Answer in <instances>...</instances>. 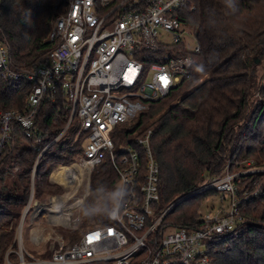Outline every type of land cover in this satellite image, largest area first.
Here are the masks:
<instances>
[{
    "label": "built area",
    "instance_id": "built-area-1",
    "mask_svg": "<svg viewBox=\"0 0 264 264\" xmlns=\"http://www.w3.org/2000/svg\"><path fill=\"white\" fill-rule=\"evenodd\" d=\"M188 6L194 8L190 0H66L49 33L54 47L44 62L32 67L15 65L9 45L0 36V78L28 84L22 107L0 110V170L18 138L33 133L43 101L61 99L69 110L67 123L55 139L75 122L77 136L86 133L83 151L76 160L58 164H82L83 178L73 174L69 181L52 178L68 192L49 193L44 200L35 195V175L38 158L49 143L41 149L32 166L30 192L18 216L14 243L0 264H214L209 251L212 242L226 232H237L242 219L234 175L211 178L198 188L212 187L230 195L226 212L201 213L197 226L165 231L160 225L174 203L152 217L153 204L160 198V165L151 143L153 128L131 134L125 138L127 145L121 147L114 137L122 123L169 95L190 76L191 53L198 52L199 45L197 42L188 50L183 40L187 33L195 36L181 14ZM166 37L171 41H164ZM181 44L187 55L173 51ZM107 159L118 174V195L108 212L109 221L86 228L78 239L65 244L62 233L55 227L47 229L43 221L51 220V208L82 196L72 212L77 224L56 222L79 227L91 175ZM82 184L84 191L77 195ZM61 195L67 196L64 202ZM51 230L59 246L50 244V256L46 257L38 247L51 237ZM25 239L37 247L38 256L26 246Z\"/></svg>",
    "mask_w": 264,
    "mask_h": 264
},
{
    "label": "trees",
    "instance_id": "trees-1",
    "mask_svg": "<svg viewBox=\"0 0 264 264\" xmlns=\"http://www.w3.org/2000/svg\"><path fill=\"white\" fill-rule=\"evenodd\" d=\"M65 4L66 0H0V36L9 45L15 65L32 67L46 60L54 47L49 40L51 27ZM190 4L194 8L188 6L181 13L199 45V51L191 53L190 76L114 132L118 144L145 127L153 128L151 143L160 165V198L153 204L152 217L174 203L160 225L165 231L199 224L200 202L215 188H198L225 173L229 160L246 155L264 157V79L251 72L256 57L264 59V0H235L234 6L232 0H190ZM173 51L188 54L183 44ZM27 91L24 81L9 83L0 78V110L22 107ZM68 115L61 99L43 101L33 133L18 138L23 144H14L0 170V263L14 243V217L28 199L32 166L41 149L49 143L36 167L37 198L60 193L53 188L62 185L50 179L56 165L52 178L60 179L63 172L67 180L70 174L83 178L84 167L78 163L58 165L76 160L83 151L76 122L55 139ZM10 160L11 166L6 167ZM117 181L110 159L92 173L81 208L84 229L109 221L108 212L118 195ZM59 198L64 202L67 196ZM81 201L79 196L58 208L59 218L65 222L72 218ZM241 205L245 219L239 222L238 231L220 235L210 246L214 264H264V188ZM70 236V241L80 237L77 232Z\"/></svg>",
    "mask_w": 264,
    "mask_h": 264
},
{
    "label": "rangeland",
    "instance_id": "rangeland-1",
    "mask_svg": "<svg viewBox=\"0 0 264 264\" xmlns=\"http://www.w3.org/2000/svg\"><path fill=\"white\" fill-rule=\"evenodd\" d=\"M190 29L193 31L191 26H190ZM183 40H184L185 45H186L188 50H193L197 45L196 38L192 34V32L185 34L183 37ZM164 41L170 42L171 39L169 37H166V38H164ZM165 51L167 53H169V49H165ZM252 64L253 65H252L251 72L254 73L259 80H263L264 79V59H260V58H259V60L255 59V61H253ZM85 137H86V133L83 132L81 134V139H85ZM23 142L24 141H20V139H18V141H16V143H18V145H19V143H20V145H22ZM122 145H127V142L124 138H122L120 143L118 144L119 147H121ZM263 158L261 156L258 157V156H252V155H246V156L233 158L227 162L226 172L220 176L221 178H223L227 174L228 175H230V174L234 175V179L236 180V184H237L238 189H239V198L241 199V204L245 203L246 201H248V199H250L253 196H259L263 191V188H264V159ZM11 164H12V161L10 160L6 167H10ZM97 167L94 169V171L97 169ZM13 170H15V168ZM74 176L78 177L79 175H74ZM50 177H51L50 179H52V176H50ZM60 180L69 181L70 178L67 180V178L64 177V172H63L61 177H60ZM208 181H205V183L201 184L200 186L207 184ZM84 186H85V184H82L81 188L77 192V195L82 194V192L84 191ZM208 188H212V187H208ZM53 190H55V191L57 190L61 193L62 192L67 193L68 192V189H66L63 186L56 187L55 189L53 188ZM224 192L225 191H219V190L215 189V190L211 191L209 194H207L206 196H204L200 202V208H199L200 212L203 214L208 213V212L213 213V214H215L216 212H219L222 214V213L226 212L228 205L230 203L231 197H230V195H225ZM42 199L44 200V198H42ZM72 200L73 199H70V201H72ZM56 202L57 201H55V200L51 201L52 204H57ZM23 207H20L19 212L14 217V221H16L15 224H17V222H18V216L21 214V212H22L21 210L23 209ZM244 210L245 209H244L243 205H241L239 208V212H240L242 219H240V221H243V219H245ZM59 214H60V211L58 210L57 207L53 208V209L51 208L50 209L51 220L49 222L44 220L43 224L44 225L46 224L48 226L47 229H51V227H55V230L61 232L63 237H64V243L65 244L72 243L73 241H70V239H71L70 234L77 232L79 235H81L82 231H84L86 228L84 229V227L81 225V223H80L79 227H77V228H69V227H66L62 224L56 223L57 221H60V222L65 223V224L69 223L70 225H72V221L75 222L74 219L76 217H74V215H71L72 218H70L68 221L65 222L59 218ZM245 226L246 225L244 224V225L240 226L239 229L241 230ZM15 228H16V225H15ZM27 228H28V226L26 225V227H25V237L26 238H27V234H28ZM46 232H47V230H46ZM51 233H52L51 237L49 239L45 240L42 243V245L40 247H38L39 251L44 252L43 256H46V257L50 256L49 250H48V247L50 246V244H54L56 247L59 246V242L56 239V235L54 234V231L51 230ZM25 244H26V246H30L29 248L31 249V252L35 256L39 255L37 247H33V245L31 246V243L27 239H25Z\"/></svg>",
    "mask_w": 264,
    "mask_h": 264
},
{
    "label": "bare ground",
    "instance_id": "bare-ground-1",
    "mask_svg": "<svg viewBox=\"0 0 264 264\" xmlns=\"http://www.w3.org/2000/svg\"><path fill=\"white\" fill-rule=\"evenodd\" d=\"M80 166H82V167H84L82 164H80V163H78ZM75 220V222H77L78 221V218H75L74 219ZM73 223H75L74 221H72Z\"/></svg>",
    "mask_w": 264,
    "mask_h": 264
},
{
    "label": "clouds",
    "instance_id": "clouds-1",
    "mask_svg": "<svg viewBox=\"0 0 264 264\" xmlns=\"http://www.w3.org/2000/svg\"><path fill=\"white\" fill-rule=\"evenodd\" d=\"M232 5H233V6L235 5V0H232Z\"/></svg>",
    "mask_w": 264,
    "mask_h": 264
},
{
    "label": "water",
    "instance_id": "water-1",
    "mask_svg": "<svg viewBox=\"0 0 264 264\" xmlns=\"http://www.w3.org/2000/svg\"><path fill=\"white\" fill-rule=\"evenodd\" d=\"M256 60H259V58L257 57Z\"/></svg>",
    "mask_w": 264,
    "mask_h": 264
}]
</instances>
